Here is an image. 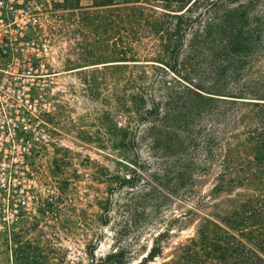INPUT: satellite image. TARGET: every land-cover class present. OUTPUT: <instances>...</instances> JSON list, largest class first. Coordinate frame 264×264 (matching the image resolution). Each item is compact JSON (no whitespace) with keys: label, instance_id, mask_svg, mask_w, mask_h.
<instances>
[{"label":"rangeland","instance_id":"374dc122","mask_svg":"<svg viewBox=\"0 0 264 264\" xmlns=\"http://www.w3.org/2000/svg\"><path fill=\"white\" fill-rule=\"evenodd\" d=\"M113 1L117 7L175 13L174 0ZM34 2L35 37L49 42L51 88L58 101L50 118L53 141L31 161L32 180L22 185L23 197H8L0 189V264H105L117 250L126 264H139L155 240L161 254L148 264L175 259L206 214L216 211L213 205L229 195L214 191L218 165L208 163L194 178L177 179V149L148 131L136 116V106L143 105L132 99L144 86L177 99L176 93L191 86L194 70L207 87L214 85L209 72L221 65L223 52L212 44L189 43L171 56L157 49L155 40L144 39L148 52L135 43L139 61H120L130 60L125 17L117 22L118 34L109 7H92L94 17L85 19L79 10L65 9L77 0ZM78 2L93 5V0ZM241 4L236 16L251 28L262 0H214L209 6L200 1L190 14L199 15L196 24L202 28L205 21L229 20L228 11ZM193 154L204 162L201 153ZM242 191L236 187L231 195Z\"/></svg>","mask_w":264,"mask_h":264},{"label":"trees","instance_id":"16d2710c","mask_svg":"<svg viewBox=\"0 0 264 264\" xmlns=\"http://www.w3.org/2000/svg\"><path fill=\"white\" fill-rule=\"evenodd\" d=\"M174 1L171 11L175 13H157L138 5L117 7L113 0H93L88 7L77 0L65 9L79 10L85 19H91L95 14L90 8L109 7L118 34L117 22L125 17L130 60L120 61H139L135 43L148 52L144 39L155 40V47L171 56L179 55L189 43L196 47L212 44L223 52L221 65L209 72L214 85L207 87L201 73L194 70L190 72L191 86L181 96L176 93L177 99L156 95L145 86L132 99L143 105L136 106V116L148 131L159 133L177 149V179L194 178L208 163L218 165L214 191L229 195L213 205L216 211L206 214L194 237L179 247L178 257L163 264H264V0L251 28L236 16L245 7L242 4L228 11L229 20L212 19L200 28L196 24L199 15L190 14L191 7L200 1L213 5L214 0ZM200 29L204 33L198 34ZM213 32L215 38L210 37ZM150 49L155 54L156 48ZM248 64L251 66L246 68ZM206 121L211 123L206 126ZM193 151L202 154L203 163ZM236 187L243 191L231 195ZM160 254L155 240L139 264H148ZM110 260L126 264L121 250L109 255L105 264Z\"/></svg>","mask_w":264,"mask_h":264},{"label":"built area","instance_id":"2783aa9c","mask_svg":"<svg viewBox=\"0 0 264 264\" xmlns=\"http://www.w3.org/2000/svg\"><path fill=\"white\" fill-rule=\"evenodd\" d=\"M34 0H0V189L23 197L31 161L53 141L50 46L35 37Z\"/></svg>","mask_w":264,"mask_h":264}]
</instances>
